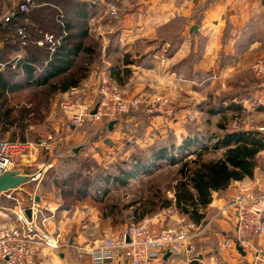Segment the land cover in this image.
<instances>
[{
	"label": "crops",
	"instance_id": "0c3cea01",
	"mask_svg": "<svg viewBox=\"0 0 264 264\" xmlns=\"http://www.w3.org/2000/svg\"><path fill=\"white\" fill-rule=\"evenodd\" d=\"M5 1L10 6L18 3V0ZM69 1L87 3L89 9L88 14L86 12L85 14L88 17L89 34L91 36L96 34L99 53L104 54L101 59L99 58L102 65L101 72L97 73V69L91 71L79 87L67 92L69 95L86 99L96 84L101 81H111L119 84L128 93L160 92L170 99L179 96L182 101L181 117L195 116L193 114L200 116L204 113L233 117L231 116L233 113L250 111L264 114V82L254 102H249L252 98H249L252 96L250 92L242 98L231 97L232 103L240 105L238 110H235L231 104L227 109L213 113L204 105L207 99L208 103L210 102L211 95L231 90L235 85L239 86L240 83L233 82L232 78L250 72V66L255 58L260 54L264 55V0ZM5 8L0 13V20L8 14L9 10ZM113 9L115 15L111 14ZM194 25L197 28L192 30ZM142 40L146 45L141 43ZM140 47L143 50H140ZM137 51L146 53L147 56L138 65L133 63L124 65L123 55L125 53L134 55ZM111 53L120 55L116 64L110 60ZM17 56L22 57L21 53H17L15 57ZM204 74L208 76L201 79L199 76ZM100 78L102 80H99ZM61 96H56L54 100L57 101ZM51 108L46 119L51 120L54 127L52 117L56 114L57 102L52 103ZM123 118L115 123L111 130L108 129L109 131L101 138L103 146H98L96 141L79 145L71 141L69 144L60 143L53 150V154L40 151L30 155L27 161L22 163L21 173L31 176L41 169L43 164L47 166L46 171L55 170L59 151L68 148L75 157L77 156L72 163H78L82 158L91 156L99 164L104 154H110L114 150L115 156L127 157L134 151L133 147L141 149L168 135H174L165 128L151 129L149 132L135 128L136 122L133 119L132 122H128L125 116ZM157 118L153 119L158 121ZM262 118L263 122L259 123L255 130L264 134V115ZM127 123H133V128L132 126L129 128ZM30 125L34 128L29 129ZM48 130L49 128L28 122L25 136L33 140L37 133ZM196 130L192 133L189 129L181 130L180 140L203 131L201 128ZM203 132L205 134V131ZM204 138L196 147L206 146L208 137ZM88 149L93 152L86 151ZM222 150H215V155H220ZM107 161L111 160L107 159ZM45 173L38 181L27 182L18 189L0 194V206L11 204L13 199L20 200L22 205L19 203L12 209L16 211L18 207H24L25 214V209L33 205L35 211L31 210L30 217L26 214L25 216L37 224L39 229L59 235V248L40 251L33 264H128L120 250H116L111 259L102 263H95L87 251L90 244L102 238L120 235L126 224H116L101 206L94 203L85 208L84 211L87 209L88 214L81 217L80 213L83 211L79 212L78 206L81 204L78 203L86 199L80 201H72L71 197L68 199L56 187L54 177L46 181ZM45 182L48 187L43 188ZM128 185L129 180L125 185L109 183L107 187L112 192L113 189H122ZM240 188L264 192V148L256 156V166L251 176L231 182L223 191L211 192V201L203 209L198 220L193 221L188 216L196 226V232L194 230L196 234L192 239L193 251L189 260L182 255L169 254L165 257V253L150 264H264V234L252 239L248 249L242 248L244 254L239 253L235 248L234 211L231 204ZM85 189L89 192L88 195L95 193L92 185ZM13 194L15 198H12ZM169 196L172 197V194L169 193ZM6 208L8 207L3 209ZM75 210L77 212H73ZM163 211L146 216L155 231L164 222H170L165 225H172V220L167 221L169 217L164 215ZM7 212L3 214L0 209V226L14 218L10 212L7 217ZM176 213L174 216L182 214L178 211Z\"/></svg>",
	"mask_w": 264,
	"mask_h": 264
},
{
	"label": "trees",
	"instance_id": "16d2710c",
	"mask_svg": "<svg viewBox=\"0 0 264 264\" xmlns=\"http://www.w3.org/2000/svg\"><path fill=\"white\" fill-rule=\"evenodd\" d=\"M21 2L18 0L16 5L10 6L5 0H0V13L4 7L9 10L7 16L0 20V62L7 63L0 70V134L15 127L19 138L24 140L27 139L25 128L28 122L36 121L35 112L43 111L42 116L47 117L56 96L79 87L96 69L91 62L100 61V53L99 44L89 41L93 37L89 34L85 14L89 9L87 3L32 0L28 10L22 11L19 8ZM19 28L24 29V39L17 34ZM46 32L54 37L52 49L49 44L37 45ZM17 53L22 57L12 67ZM146 56L139 51L134 55L125 53L123 64L138 65ZM239 83L238 87H242L243 84ZM240 96L244 97L231 90L211 95L208 110L217 113L231 104L238 110L240 105L232 103L231 97ZM133 112L136 110L126 114ZM126 114L114 120L115 123ZM230 118L233 119L221 116L218 120L216 127L219 132L210 137L211 147H196L203 139V132L179 141L174 139V135H168L142 150L133 147L134 151L128 158L117 160L110 169L97 164L90 156L82 158L79 167L68 170L65 176L58 172L53 178L54 183L60 193L68 199L71 197L72 201L90 199L101 206L116 224H138L146 216L172 206L191 220H198L211 201V192L223 191L231 182L253 174L256 156L264 148L262 132L231 127ZM88 121L85 120L84 124ZM108 124L106 120L96 124L95 128L101 127L98 131L102 132L101 138L109 131ZM15 134L11 133V138H15ZM98 138L95 134L89 142ZM218 149H223L220 155L208 156V152ZM191 155L194 156L190 158ZM64 157L66 165L77 156L72 152L71 156ZM137 173L151 175L143 183L140 195L128 202H112V192L107 185H125ZM90 185L95 193L88 195L85 188Z\"/></svg>",
	"mask_w": 264,
	"mask_h": 264
},
{
	"label": "built area",
	"instance_id": "2783aa9c",
	"mask_svg": "<svg viewBox=\"0 0 264 264\" xmlns=\"http://www.w3.org/2000/svg\"><path fill=\"white\" fill-rule=\"evenodd\" d=\"M32 0H22L19 8L26 11ZM115 15V10H111ZM8 20V17L5 18ZM22 39L26 37L23 28L17 31ZM49 44L54 46L51 33H44L37 42L38 46ZM13 58L12 67L19 60ZM7 63L0 62V70ZM250 71L264 82V55L257 57L250 66ZM56 114L52 117L54 127L39 132L35 139L2 138L0 139V176L10 170L21 172V165L30 155L38 152L51 153L70 132L82 127L85 120L100 124L104 120L114 121L129 111L140 107L148 111L159 110L171 116L175 110L171 100L164 94L144 92L128 93L118 84L101 81L96 84L88 98L63 94L59 101ZM95 111L92 113V110ZM32 125L29 129H33ZM32 174L31 181L41 179L47 166ZM234 211V239L243 248L248 249L252 239L264 234V192H253L239 189L231 204ZM5 210L14 218L0 226V264H33L37 254L59 248V235L50 234L39 229L24 214V207ZM31 210L35 211L32 205ZM164 215L172 219L174 224L159 226L157 231L150 226V219L145 217L138 224L126 225L118 236L102 238L90 244L87 251L95 263L111 259L116 250H120L128 264H150L167 251L170 254L182 255L186 260L193 251L192 239L195 237L196 226L185 214H177L176 209H165ZM196 232V230H195ZM126 238L128 241H126Z\"/></svg>",
	"mask_w": 264,
	"mask_h": 264
},
{
	"label": "rangeland",
	"instance_id": "374dc122",
	"mask_svg": "<svg viewBox=\"0 0 264 264\" xmlns=\"http://www.w3.org/2000/svg\"><path fill=\"white\" fill-rule=\"evenodd\" d=\"M92 37L93 38H90L89 41L93 42V44H95L96 34H93ZM141 43L146 45L144 40H142ZM143 44H142V46H143ZM139 49L141 50L142 47H140ZM103 56H104L103 53L100 54V59ZM119 56L120 55H117V54L114 55V54L111 53L110 60L112 61L113 64L117 63L116 61H118L117 58ZM259 56H263V55L260 54ZM82 63H84V62H82ZM91 64H92V66H95V68L97 69V70L96 69H93V70H96L97 73L101 72L102 65H101L100 61L91 62ZM249 71H250V69H249ZM99 80H102V78H100ZM232 80H233V82L234 81L235 82H241L243 84L242 87H238V86L235 85L234 88L231 89L232 92H239L243 96L249 95L250 93H252V96L249 97V98L252 97L249 100V102H254L255 101V96H256V94H259L258 92H259L260 86L263 83L261 78L255 76L250 71V72H245L242 75L235 76V78L234 79L232 78ZM121 88L124 89L123 87H121ZM245 88H247L246 91L244 90ZM250 90H252L253 92L250 91ZM147 92L149 94H154V93L162 94L160 92H151V91H147ZM179 98H180L179 96H175L173 99L169 98L171 100L172 106H173V108L175 110V112L171 116H166L165 113H162V111L160 112L159 110L148 111L146 108H142L144 110L143 111V110L138 108L139 109L138 111L136 110V112L126 114L125 118L127 119L128 122H132L131 119H133L136 122V124L134 125L135 128H141V129H144L145 131H148V132L151 131V129H164L165 128L168 132L174 133L173 137L177 141H179L178 139H180V137H181V134H182V132H180L181 130L183 131V129H185V130L189 129V131H191V133H192L197 128H201L203 131H205V134L202 131L203 134H204V137H206V136L208 137V141L206 143V146L211 147L212 143L209 142L210 141L209 139H211L210 137L212 136V134H214L215 132H219L217 130V128L215 127V125L217 124V121L221 118V116H219V115L212 116V115H208V114L206 115V113H204L203 115H200V116L198 114H193L195 116L181 117L180 111H181V102L182 101ZM59 99L58 100L56 99L57 101L53 100V102H51V104L52 103L54 104L56 102L58 104ZM190 100H192V99H190ZM192 101H190V102L192 103ZM193 102H195V101H193ZM205 102H206V104H204L205 107L209 108L208 99ZM254 104H256V103H254ZM258 104H260V103H258ZM258 106H260V105H258ZM57 107H58V105H57ZM197 107H198V105L195 106V111H196ZM252 108H254V107H252ZM51 110H52V108H51ZM42 114H44L43 111L35 112V115H36L35 124H37L39 127H42V128H44V127L45 128H49V129L52 128V121L51 120L48 121L46 119V116L43 117ZM134 114H138L140 116L139 117H134L135 116ZM263 115H264L263 113L255 112V111L242 112L240 114L233 113L231 116H233L234 118L236 116L237 119H231L230 118L229 125L231 127L247 129V130H251L253 128L255 129V128H257L259 126V123L263 122L262 121V119H263L262 116ZM154 117H158L157 118L158 121H156V119H153ZM122 119H124V118L122 117L120 120H122ZM95 126H96V124L89 120L88 122L83 124L82 127L78 128L77 130H75L73 132H70L66 136V138L65 137L62 138L61 144H63L64 142L66 144H69V141H71V142H73V143H75L77 145L86 144L94 137L95 134H98L99 138L96 140V144H98V146H103V144L101 142L102 132L98 133V131L101 129V127L95 128ZM127 126L129 128H131V126H132V128H133V123L132 124L129 123ZM14 129H15V127L11 128L10 131L2 132L0 134V139L7 138V137L11 138V133H13V132H16L15 138H19V134L17 133L18 130L17 129L14 130ZM134 129H131V130H134ZM195 132H197V130ZM78 142H80V143H78ZM145 147H146V145L141 147V150L143 148H145ZM98 148H100V147H98ZM86 151L93 152V150H90V149H88ZM59 153H60V155H58L59 156V160L57 162V165L58 164L59 165L56 167L55 170H51L49 172L46 171V173L44 174L45 178H47L46 181H48L50 178L52 179L53 177H57L56 174L58 172H59V174L65 176V174H66V172L68 170H73V169H75V167L76 168L79 167V162L78 163H69V164L65 165L66 157H64V156H71L72 155V152H71V150L69 148L66 149V150L59 151ZM115 153H116V151L114 150V151L110 152V154H104V156H103L101 162L99 163V165L107 167V168L110 169V168H112L113 164L117 160H119L121 158L122 159L128 158V156L125 157V156H122V155L115 156ZM208 153H210V154H208L209 157H212L213 155L216 154V153L213 154L212 150L210 152H208ZM193 156L194 155H191L190 158H192ZM107 159L111 160V161H109V162L107 161L106 162ZM70 164H72V165H70ZM165 168L166 167H164V169ZM150 176L151 175L144 176L143 173L142 174L141 173L135 174L133 177H131L129 179V185L128 186H126V187H124L122 189H113L112 190V197L110 198V200L112 202L122 203V202H128L131 199H135L137 195H140L141 190L143 189L142 188L143 187V183L147 182L149 180ZM44 187H48L47 182H45V185L43 184V188ZM47 189H49V188H47ZM12 198H15L14 194L12 195ZM13 203H15V204L13 205ZM19 203H21L20 205H22V202H20V200L17 201L15 199H13V201H11V204L8 203V204L1 205L0 209H1L2 213L4 214L7 211H5L3 208L8 207V208H11V209L13 208L14 209L15 205H17V204L19 205ZM79 204H81V206H78L79 207L78 209H79V212L83 211V213H80L81 217H83V216H86L88 214L87 209H86V211H84L85 208L89 207V205L93 204V202L90 201V199H86V201H81V202L78 203V205ZM73 212H77V210H75ZM7 215H8L7 217H9V213L8 212H7ZM166 220H164V221H166ZM169 220H172V219H168L167 221H169ZM165 224H170V222L169 223L166 222ZM171 224H174L173 220H172ZM67 235H68V232H67Z\"/></svg>",
	"mask_w": 264,
	"mask_h": 264
},
{
	"label": "water",
	"instance_id": "95a60500",
	"mask_svg": "<svg viewBox=\"0 0 264 264\" xmlns=\"http://www.w3.org/2000/svg\"><path fill=\"white\" fill-rule=\"evenodd\" d=\"M196 28H197L196 25L192 26V30H195ZM94 111L95 109L92 110V113ZM114 124H115V121H110L108 124V129L111 130ZM30 181H31L30 176L22 174L18 170L7 171L0 176V194L7 192L9 190L18 189L19 187H21L22 185ZM35 200L37 201V198ZM31 212H32L31 208L28 207L25 209V214L27 217H30ZM126 241H128L127 238H126ZM235 248L239 253L241 254L245 253L242 247L237 242L235 243ZM169 254L170 252L167 251L165 257H167Z\"/></svg>",
	"mask_w": 264,
	"mask_h": 264
}]
</instances>
